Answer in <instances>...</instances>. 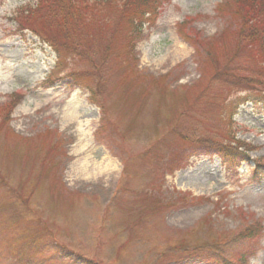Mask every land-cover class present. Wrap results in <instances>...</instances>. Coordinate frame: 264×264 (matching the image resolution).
<instances>
[{"label":"rangeland","instance_id":"374dc122","mask_svg":"<svg viewBox=\"0 0 264 264\" xmlns=\"http://www.w3.org/2000/svg\"><path fill=\"white\" fill-rule=\"evenodd\" d=\"M227 1L162 0L130 53L107 8L111 39L84 43L76 81L26 29L37 1L0 0V264H264V53ZM49 100L89 122L83 157L72 130L41 120ZM232 137L252 149L228 169L212 142ZM81 159L114 174L70 175ZM252 226L257 240L238 238Z\"/></svg>","mask_w":264,"mask_h":264},{"label":"trees","instance_id":"16d2710c","mask_svg":"<svg viewBox=\"0 0 264 264\" xmlns=\"http://www.w3.org/2000/svg\"><path fill=\"white\" fill-rule=\"evenodd\" d=\"M36 8L30 9L25 8L29 20H32L33 27L26 26V29L36 36L41 42L46 44L58 57L56 63V69L58 64H62L63 71L66 72V77H70L73 80H79L82 75L76 70H72L69 67V63H75L83 61L88 48H85L84 43H88L89 39L91 42L100 38L101 42H108L111 39L110 33H103V27H106L109 31L113 27L111 21L107 17V8H117L122 13V18L126 25L123 38L125 42L129 41L130 45L126 43V48L129 49L128 53L131 52L134 43L131 44L132 40L141 33V27L146 20V16L154 17L156 7L162 2V0H36ZM228 10H233V14L238 18L246 22L248 27L249 35L254 36L248 37L244 35L247 44L245 47H256L258 46L264 53V0H228L225 4ZM152 17V18H153ZM125 18V19H124ZM120 19V20H121ZM16 20V19H14ZM17 21V20H16ZM249 21V22H248ZM96 22L97 26L101 29L98 33V37L95 39L94 35L86 34L83 29L89 31L90 25ZM41 27L44 28H40ZM111 26V27H110ZM23 29L20 24L19 30ZM133 36V37H132ZM241 44V43H240ZM88 45V44H86ZM65 57V59L62 58ZM67 60V61H66ZM229 74V72H226ZM220 75V72L218 73ZM218 78H223L219 76ZM230 80H229V79ZM233 76L229 74V77L224 76L223 82L228 86H233ZM244 81H238L237 85H244ZM233 84V85H232ZM227 86V87H228ZM94 91L90 89V98ZM19 96H13L9 104L2 107L5 116L8 115L9 109L14 106L15 100H18ZM15 99V100H13ZM92 99V98H91ZM13 100V101H12ZM92 103L97 104L94 100ZM3 116V114H2ZM1 128V126H0ZM213 150L221 158L222 163L228 169L238 167L243 161L247 160L246 151L250 148L245 144L235 140L234 137L227 143L212 142ZM255 170L253 176L259 178L264 171V162L259 160L253 161ZM261 234V228L258 226L247 227L240 233L239 239H246L255 241ZM183 252H186L183 249ZM217 255H220L218 252ZM197 256V255H195ZM243 255L238 260H242ZM198 257V256H197ZM217 262L221 261L222 264H234L233 259H227L224 256H216ZM208 261V260H207ZM213 262V258H212Z\"/></svg>","mask_w":264,"mask_h":264},{"label":"bare ground","instance_id":"6f19581e","mask_svg":"<svg viewBox=\"0 0 264 264\" xmlns=\"http://www.w3.org/2000/svg\"><path fill=\"white\" fill-rule=\"evenodd\" d=\"M53 100L48 101L47 106L50 105L52 109L47 114L42 115L41 120L47 118H51L53 120L58 119L66 129L72 130L71 135L75 139L76 145L74 146L70 156L75 158L83 157L85 153L84 149L89 143V122L85 121L81 123L80 117L78 116L74 107L68 105L69 107L66 106V108H61L59 103ZM59 115L60 117H58ZM79 161L77 163H73L70 168L69 174L73 175L74 177H97L98 179L96 182H99L102 178L112 177L114 174L115 167L111 162H108L105 166L98 165L94 167L95 165H88V160L81 159Z\"/></svg>","mask_w":264,"mask_h":264}]
</instances>
